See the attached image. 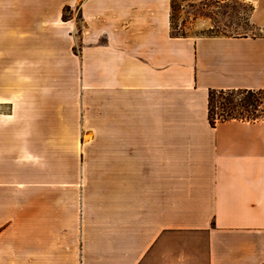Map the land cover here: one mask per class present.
<instances>
[{
    "label": "crops",
    "instance_id": "crops-1",
    "mask_svg": "<svg viewBox=\"0 0 264 264\" xmlns=\"http://www.w3.org/2000/svg\"><path fill=\"white\" fill-rule=\"evenodd\" d=\"M170 14L0 0V264H264V119L208 117L210 90L264 89V33Z\"/></svg>",
    "mask_w": 264,
    "mask_h": 264
},
{
    "label": "rangeland",
    "instance_id": "rangeland-1",
    "mask_svg": "<svg viewBox=\"0 0 264 264\" xmlns=\"http://www.w3.org/2000/svg\"><path fill=\"white\" fill-rule=\"evenodd\" d=\"M253 3L254 0H171L172 34L194 37L263 34L250 22Z\"/></svg>",
    "mask_w": 264,
    "mask_h": 264
},
{
    "label": "trees",
    "instance_id": "trees-1",
    "mask_svg": "<svg viewBox=\"0 0 264 264\" xmlns=\"http://www.w3.org/2000/svg\"><path fill=\"white\" fill-rule=\"evenodd\" d=\"M210 124L230 119L259 121L264 119V89H213L208 97Z\"/></svg>",
    "mask_w": 264,
    "mask_h": 264
}]
</instances>
